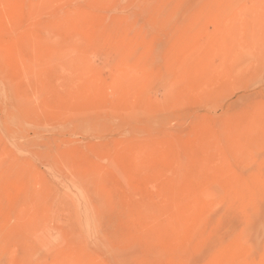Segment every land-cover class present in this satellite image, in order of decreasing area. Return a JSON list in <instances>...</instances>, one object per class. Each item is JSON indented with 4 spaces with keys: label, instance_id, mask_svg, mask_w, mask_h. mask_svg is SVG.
Returning a JSON list of instances; mask_svg holds the SVG:
<instances>
[{
    "label": "rangeland",
    "instance_id": "obj_1",
    "mask_svg": "<svg viewBox=\"0 0 264 264\" xmlns=\"http://www.w3.org/2000/svg\"><path fill=\"white\" fill-rule=\"evenodd\" d=\"M0 264H264V0H0Z\"/></svg>",
    "mask_w": 264,
    "mask_h": 264
}]
</instances>
